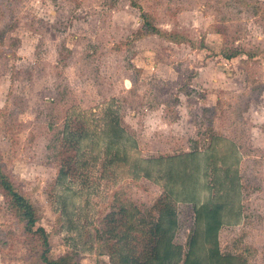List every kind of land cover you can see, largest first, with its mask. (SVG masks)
<instances>
[{
    "label": "rangeland",
    "instance_id": "1",
    "mask_svg": "<svg viewBox=\"0 0 264 264\" xmlns=\"http://www.w3.org/2000/svg\"><path fill=\"white\" fill-rule=\"evenodd\" d=\"M0 160L49 258L119 264L124 207L158 228L152 264H264V0H0ZM13 212L0 194V264H41Z\"/></svg>",
    "mask_w": 264,
    "mask_h": 264
},
{
    "label": "trees",
    "instance_id": "2",
    "mask_svg": "<svg viewBox=\"0 0 264 264\" xmlns=\"http://www.w3.org/2000/svg\"><path fill=\"white\" fill-rule=\"evenodd\" d=\"M131 4L137 6L134 1ZM142 17L146 15L142 12ZM146 30L155 34H160L170 40L178 42L188 41L182 36L171 38L162 34L158 28L150 24L148 20L144 21ZM167 33V32H166ZM191 44V43H190ZM242 53L240 50L234 49L225 55L226 59H231ZM83 122L77 117L67 121L65 127V136L62 137L60 149L58 152L61 157L59 167V178L77 175L76 154L79 149L81 134L85 132ZM109 126L113 135L121 136L122 129L119 128V120L113 116L109 121ZM0 194L7 202L9 208L14 211L13 214L20 221L23 231L30 238L33 249L41 264H80L69 253L60 255L56 258H49V241L48 233L43 226L36 225L37 215L36 209L32 202L16 187L11 180L9 174L3 170L0 160ZM126 208L119 207L106 214L102 219L107 228V232L111 239H116L121 243V249L124 253L119 256V264H152L160 259L159 245L160 236L157 227H144L131 221L127 215ZM189 257V256H188ZM185 258V263L188 262ZM95 264H99L96 262Z\"/></svg>",
    "mask_w": 264,
    "mask_h": 264
}]
</instances>
